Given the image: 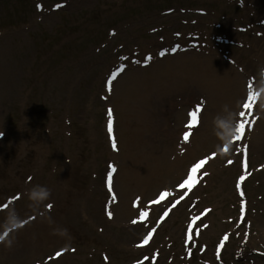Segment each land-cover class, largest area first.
<instances>
[{
  "label": "rangeland",
  "instance_id": "374dc122",
  "mask_svg": "<svg viewBox=\"0 0 264 264\" xmlns=\"http://www.w3.org/2000/svg\"><path fill=\"white\" fill-rule=\"evenodd\" d=\"M261 68L264 0H0V264H264Z\"/></svg>",
  "mask_w": 264,
  "mask_h": 264
},
{
  "label": "snow or ice",
  "instance_id": "6c2138e0",
  "mask_svg": "<svg viewBox=\"0 0 264 264\" xmlns=\"http://www.w3.org/2000/svg\"><path fill=\"white\" fill-rule=\"evenodd\" d=\"M173 51H174V49H173ZM147 59L150 60L151 57H148ZM115 77H116V73H113L112 74V78L115 79ZM108 83H109V86H110L111 85V80ZM255 95H256L255 93L249 92V95H248L246 101L243 103V105H242V109L243 110H241L238 113V115L240 117V120L236 124L235 134L233 136V139H236V140L241 139L243 134H244L246 125L251 123V121L246 118V115L248 114V110L251 109L252 102L254 101ZM201 110H202V106L201 105H197L196 108L193 111L189 112L188 115H189L190 119H189V122H188V125H187L188 128L195 127V126H197L199 124V122H200V115L199 114H200ZM109 116H111V110H109ZM108 127H109V132H111L112 131L111 123H109ZM188 136H189V134L185 133V135H184L185 141L188 140ZM203 164H204V160L201 159L199 162H196V163H194L191 166V168H190V170H189V172L187 174V178L184 179L183 183L180 184L181 188H184L185 186H187L188 189H191L195 185V183L197 182V170L200 169ZM110 182H111V178H109V183ZM158 195H159L160 199H163L165 196H168L169 193L168 192H161ZM48 207L50 208L51 205H48ZM140 215H141V217H143V216H146L147 213L146 212H141ZM109 216H111V213H109ZM192 219L195 220L196 217H192ZM135 222L136 221H133V223H135ZM189 230L191 231V227H190ZM150 235H151V233H149V236ZM189 238H191V237H189ZM0 239H3V237L0 236ZM225 239H226V237H225ZM146 242H147V239L145 240V243Z\"/></svg>",
  "mask_w": 264,
  "mask_h": 264
},
{
  "label": "clouds",
  "instance_id": "9594fccd",
  "mask_svg": "<svg viewBox=\"0 0 264 264\" xmlns=\"http://www.w3.org/2000/svg\"><path fill=\"white\" fill-rule=\"evenodd\" d=\"M260 77L261 81H264V68L260 69ZM227 108H225V111ZM234 121H235V114L230 113L227 118L224 116L218 115L214 118V125L216 130L224 131L226 134L224 136L223 142L229 141L231 139V136L235 134V127H234ZM39 192L41 195L39 199H46L49 195V191L47 188L43 186H34V188L29 192V198L36 201L37 196L35 193ZM12 223H19V218L16 216L14 210L10 211L7 218V226H11Z\"/></svg>",
  "mask_w": 264,
  "mask_h": 264
},
{
  "label": "bare ground",
  "instance_id": "6f19581e",
  "mask_svg": "<svg viewBox=\"0 0 264 264\" xmlns=\"http://www.w3.org/2000/svg\"><path fill=\"white\" fill-rule=\"evenodd\" d=\"M218 86H220L218 83H213L210 80H206L202 84V88H207V89H209L212 92L215 91L217 94L221 92V90L219 89Z\"/></svg>",
  "mask_w": 264,
  "mask_h": 264
}]
</instances>
